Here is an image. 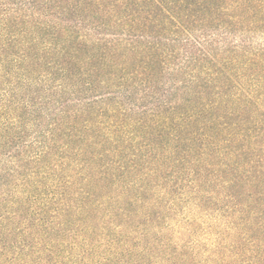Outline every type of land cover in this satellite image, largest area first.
Here are the masks:
<instances>
[{
	"label": "trees",
	"instance_id": "obj_1",
	"mask_svg": "<svg viewBox=\"0 0 264 264\" xmlns=\"http://www.w3.org/2000/svg\"><path fill=\"white\" fill-rule=\"evenodd\" d=\"M0 264H264V0H0Z\"/></svg>",
	"mask_w": 264,
	"mask_h": 264
}]
</instances>
